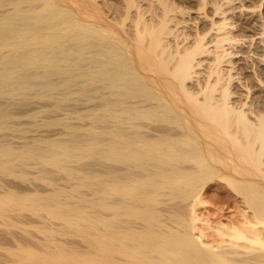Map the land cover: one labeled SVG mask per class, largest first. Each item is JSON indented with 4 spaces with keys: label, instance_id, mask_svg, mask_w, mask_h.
<instances>
[{
    "label": "bare ground",
    "instance_id": "obj_1",
    "mask_svg": "<svg viewBox=\"0 0 264 264\" xmlns=\"http://www.w3.org/2000/svg\"><path fill=\"white\" fill-rule=\"evenodd\" d=\"M24 1L10 0L3 4L0 11V59L4 58L2 63L7 65L6 67L0 66L3 69L5 67L7 73L0 75V100L2 96L5 100H14L18 94H25L24 92L27 90L19 87L24 84L21 78L38 74L37 72L28 73L26 71L28 67L22 64V61L32 60L33 57L28 55L29 52L27 51L20 53V50L15 48L16 46L27 43H31L33 46V44L40 43L35 40L48 38L49 28L60 31L59 34H54L56 37L70 36L66 28H63L65 26H60L61 23H66L65 19L54 22L52 18H49V15L36 13L38 12L37 6H33L32 3L23 4ZM32 9L35 11L33 14L31 12ZM166 19H162L159 27H156L157 25L153 26L155 28L150 26L146 42L144 43L147 47L145 56L147 82L144 84L146 85V91H143L146 97L142 99H127L129 95L126 98L121 95L115 99L110 97L103 98L104 103L91 108L94 110L98 106L101 107V112L92 118V123L95 122V118L101 122L104 120L107 125L103 126L102 123L101 126L98 124V126L100 125L98 128L103 129L105 132H110L112 134L110 138L94 135L90 142L85 141L81 137L84 132L80 134V132L76 131V129L88 128L86 126L87 123H80L81 121H78V124L74 122L75 124L73 125L70 124L71 121L64 123L63 125L67 130H55L52 132L55 137L64 140L67 134L75 137L70 139L71 142L68 138L67 143L54 140L49 142L53 144L49 148V155L47 154L49 160L53 164L62 166L58 168L66 172L67 176L65 177L68 179L66 183H64L65 181L61 182L65 179L57 177L55 180L49 181L52 187L49 188L51 185H46V189L41 186V182L36 184L31 181V183L23 184L24 182H20L21 180H16V178L20 177L27 178L29 174H32L31 168L34 167H11L6 163L18 164L27 160L23 159L24 152L22 151L21 155H19L15 147L25 145L31 140H37L38 137L36 135H40V132L29 137L16 136L14 134L3 136L0 134V264H264V107L256 108V99H253L255 104H253V107H255L253 108L252 106L249 107V105L245 107L247 101L237 103L236 100L239 101L240 98L236 97V100L233 98V94L237 96L236 84H239L241 80L236 81L237 83H234L233 87H231L232 81H235L238 77H235L234 80L233 75H227L228 77H226L227 73L223 74L221 70L224 68L220 67V63H222L224 56H226L225 54H227L224 48V42L229 41L227 38L229 36L226 37L227 32L224 33L225 35L221 32L217 38L215 37L216 39H213L215 40V45L212 47L216 46L215 50H210L211 47L208 48V42H203L206 37L204 35L195 45L185 43L183 48L180 47L182 45L178 46L179 50L176 54L171 55L167 52L166 47L168 46L158 49L163 42H171V39L164 38V35H167L165 33L167 32L168 24ZM216 27L215 29H218ZM97 34L101 36L102 32ZM213 34L215 35L216 33H212V37H214ZM79 35L83 36V33ZM79 35H74V37ZM163 38L167 40L163 41ZM86 42L91 45L95 44H93V41ZM172 42L175 44L174 40ZM169 44L171 45V43ZM48 48L49 43L45 41L40 50L47 52ZM218 48L222 49L221 53ZM110 49L112 47L102 51L103 57L110 58L109 56L112 54L109 53H116L114 51L111 52ZM107 52L108 54H106ZM210 52H214V61L206 64L204 62L205 59L199 58L201 56L198 55ZM233 52L231 51V54ZM227 55L230 54L228 53ZM211 57L209 58L211 59ZM231 59L233 60L232 57ZM231 59L229 58L230 62ZM223 63L224 65L226 64L224 61ZM156 65L158 67L154 68ZM202 65L205 67H202L203 69L199 67L201 70L198 69V66ZM114 67L111 72L105 71L104 68L98 72L94 71V75L102 77L110 73L113 75L110 79L112 83L106 82L107 84L103 87L118 85L121 80L126 79L125 71L119 70L118 66ZM227 67L225 68L229 69ZM235 68L237 69L236 66ZM240 69L243 70V68ZM239 71V74H241V70ZM44 74L46 75L47 73ZM134 75L136 74L134 73ZM4 76L6 77L3 79ZM243 77L245 78V76ZM246 79H244L245 82H247ZM10 84H14L15 87H8ZM241 84L239 85L240 87H242ZM247 85L250 88V84ZM154 86L157 92L152 90L155 88ZM167 86L178 95L175 102L180 105L181 116L185 119H190L193 124H196V127L184 130L183 133H179L180 131L176 130L179 131L177 133L173 128H166L167 130L164 131L161 130L165 129L162 128L163 126H161V129L156 128L159 123L156 127L154 126L156 121H162L170 117L166 108L169 106L167 103L169 98L166 96L165 90ZM38 90L37 92H40ZM244 90L246 89L243 88L241 92H244ZM238 93L240 92L238 91ZM245 93L247 94V92ZM240 96L243 98L242 95ZM262 102L260 103L263 104L264 102ZM131 109L134 111H131ZM171 111L169 108V112ZM163 113H166L167 116L163 115ZM176 115L180 116L179 113H175L171 115V118L176 119ZM70 117L75 118V116L69 114ZM78 117L81 119L80 116ZM142 118L146 119V125L143 122H141L143 125L139 124V119ZM14 124L13 127H16V121H14ZM90 127L91 124H89V130ZM94 127L96 126L94 125ZM136 127H139L140 130H135ZM146 128H149V130ZM181 129L183 130L184 128L181 126ZM147 130L150 131V135L148 134L150 137L143 133ZM134 132L135 134H133ZM194 133L198 143L195 145V152L189 153L194 154V157L197 158V165L192 167L194 164L190 163V167H183L184 165H180L181 156H179V152L186 150V146L172 134L188 136L190 134L195 135ZM202 133L206 137L214 138L215 140L223 138V136L226 138L222 151L231 158V163H227L222 167H231V170L219 168L220 166L217 162L222 159L220 155L217 158H212L213 160L202 157L205 151H203L198 139L203 136ZM145 139H155L157 142L146 141ZM3 140H5L4 143L6 145L2 144ZM205 143L212 144V141L207 140ZM3 145L4 147H2ZM35 148L34 150L37 153L34 150L32 152L39 155V151ZM25 149L30 151L27 147ZM44 149L43 147L41 151ZM217 150L213 146L208 149V152L213 157ZM90 154L104 156L111 163L119 159L128 163L126 165H130L129 162H132L140 168H149L147 164H152L153 167L158 168V171H156L155 167L149 168L150 170L145 174H139L135 171L132 174L136 175V177L131 178L132 176L129 177L128 174L121 176L117 171L111 170L113 172L109 171L108 177L89 181L87 180L88 177L93 176L96 178L95 176L103 173V171L98 175H93L94 173L89 175L86 172L81 173L79 166L68 167L65 164ZM194 161L196 162V160ZM99 162H101L100 159ZM167 163H170L171 167H168ZM81 165L84 164L82 163ZM205 167H210L212 170L206 171L208 176L220 173L238 191V197L242 199L227 197V201L230 203L235 202V206L238 203L240 208H237V210L240 209V211H236L238 212L236 214L241 213L239 217L236 216L228 222L223 221L222 224H218L219 226L216 227L209 225L210 221H203L202 218L207 219V217H202L201 213L202 216L198 214L197 209L199 205L206 203L201 194L204 190L199 191L200 189L196 190L197 188H194L196 183H200L201 176H205ZM45 169L48 170L47 168ZM50 169L52 170V168ZM83 169L85 170V168ZM34 172L36 171L34 170ZM156 172L160 178L156 177L155 182H152ZM145 175L150 179L149 182H141L144 180L142 177ZM29 176L31 177V175ZM42 176L44 177V175ZM160 179L163 180V183L169 185L167 186L171 189L169 192H162V190L158 192L156 190L160 186L157 183ZM180 179L183 184H180ZM22 181L28 182L27 179ZM130 181L136 184L123 185ZM175 183L176 185H174ZM67 187H70V189H67ZM116 190L122 191L121 200H113L115 199ZM138 192H141V194L139 196L135 195ZM160 195L163 197H159ZM203 195L206 196L207 194ZM165 196H167V204L178 199L187 203L182 207V203L180 204L178 201L175 203L173 211L166 212L167 209L164 210L163 207L158 206L159 203H166ZM49 197L53 198L54 202H49ZM97 204L107 209L109 213H103V210H98L96 208ZM179 205H181L180 208H176ZM166 213H170L169 217H167L172 222H168L166 219L163 220ZM87 214L90 215L89 223L83 221L84 218H87ZM222 216H225V214ZM56 217L64 220L63 225H57V222L53 220ZM123 217H127V219L124 220ZM134 217L143 220L141 225L132 223V218ZM155 221L160 222V229L154 228ZM217 221L222 222L221 220ZM100 222H104L107 228L114 229V231L93 234L91 232L94 228L93 226H97ZM162 223L167 227L164 228ZM202 223L209 225V228L214 230L209 231L210 229L201 227ZM79 226H83L82 230L87 232H76ZM203 226L205 225L203 224ZM84 233L87 235L85 236ZM88 234L94 237L89 239L87 237ZM75 235L81 238L70 240ZM208 237L218 242L215 244L213 242L216 241L209 240ZM80 240L85 241L86 244H82Z\"/></svg>",
    "mask_w": 264,
    "mask_h": 264
},
{
    "label": "rangeland",
    "instance_id": "obj_2",
    "mask_svg": "<svg viewBox=\"0 0 264 264\" xmlns=\"http://www.w3.org/2000/svg\"><path fill=\"white\" fill-rule=\"evenodd\" d=\"M9 1L10 0H0V11H1L3 4ZM26 1H24L23 4L32 3L33 6H37L38 12L36 13H40V14L44 13L43 15H49V18H52L54 22H57V20L61 21V19H65L66 23L65 24L61 23L60 26L61 27L65 26L63 28H66L67 33H69L70 36L68 37L59 36L61 38L56 37L54 36V34L57 35L60 33V31L49 28L48 38H40V39L35 40L40 43L33 44V46L31 43H27V44L15 47L20 50L19 51L20 53L27 51L29 52L28 55L33 57L32 60L22 61V64L28 67L26 71L28 73H33V72L38 73V74H32L30 76L21 78L24 84L20 85L19 87L25 88L27 90L24 92L25 94L23 93L22 95L18 94L17 95L18 98L16 97L14 98V100L13 99L5 100L3 99V96H2L0 100V134L1 135L10 136L14 134L16 136L29 137L32 134L34 135L40 132V135L38 134L36 135V137H38L37 140H31L29 143L25 145H21L20 147H17V146L15 147L18 150L19 155H21L22 151L24 152L23 159L24 160L27 159V160H25L24 162H20L18 164L16 163L13 164L11 162L6 163L7 165H10L11 167H34V168H31L32 174H29L31 175V177L28 175L27 178H23V177L16 178V180L18 181L21 180L20 182L22 183L24 182L23 184L31 183V181H33L36 184L41 182L40 183L41 186L46 188L47 186L51 185L49 181L50 180L53 181L57 177H61L65 179L61 182L65 181L64 183H66V180H68L66 179L67 177H65L67 176L66 172L62 170L61 168H58V167H62L61 165L53 164L49 160V156H48L49 148L53 146V144L49 143L50 141L54 140V141L67 143L68 138H69V141L71 138L72 139L75 138L73 135L67 134V136L65 137L66 139L64 140L61 138L62 139L61 140L59 137H55L53 135L52 132H54L55 130H64V129L67 130V128H65L63 125L64 123H67V122L69 123L70 121H71L70 124L72 125L75 124L74 122H77L78 124L80 121H81L80 123H84V124L87 123L86 126H88V128H83L79 130L76 129V131L80 132V134L84 132L82 133L81 137H83L85 141L87 140V142H90L92 140L91 138L94 137V135L105 137V138L106 137L110 138L112 136L110 132L108 131L105 132L103 131V129L98 128L100 125L102 126V123H103V126L107 125L104 122V120L101 122L95 118V122L92 123V120H93L92 118L101 112L100 111L101 107L98 106L97 109H94V110H92L91 108H93V106L95 107L96 105L104 103L103 98L110 97L112 99L113 98L115 99V98H119L121 95L122 96L124 95L123 96L124 98H126L127 95H129V98L127 99H131V98L142 99L146 97L143 91H146V87H145L146 85L144 84H146L147 82L146 63H145L147 47L144 45V43L146 42L147 32L150 26L152 28H155L153 27L154 25L155 26L157 25L156 27H159L161 25L160 23L162 19L165 20L167 18L166 21H168L167 22L168 23L167 32H165L167 33V35H164V38L167 37V39H171L170 40L171 42L165 41L167 39L163 38L164 39L163 41L165 42H163L161 46L158 47V49L168 46L166 47L167 52L171 55L176 54V52L179 50L178 46L182 45L180 47L183 48L185 43L186 44L191 43L189 45H195L196 42H198V40H200V38L204 35H206V37L203 40V42L204 43L205 41L208 42L207 43L209 45L208 48L211 47L210 50L212 49L215 50L216 46L212 47L215 45L214 43L215 40L213 39H216L218 37V34H220L221 32H223L222 33L223 35H225L224 33L227 32L226 37L229 36L227 37L229 41L224 42V46H225L224 48L227 51V54L229 53L230 55L225 54L226 56H224L223 61L226 64L224 65L223 61L222 63H220L221 64L220 67L222 69L224 68L225 70L223 69L221 71L223 74H225V72L227 73L226 77L233 75L234 77L233 80L235 79V77H238L236 78L235 81H232L233 83L231 82L232 83L230 84L231 87H233L234 83L236 84L240 80H241L240 83H242L241 84L242 87L239 86L240 83L236 84L237 85L236 86L237 96L233 94L234 96L233 98L234 100H236V97L240 98L239 101L236 100L237 103L241 101L242 103L247 101V104L245 103L246 104L245 107H247L248 105L249 107L251 106L253 107L255 105L254 100L256 99L257 102L255 101L256 102L255 107L256 106H257L256 108L264 107V103H263L264 102V99H263V96H264V77H263V74H264V0H176V1L175 0H30V1L28 0L27 2ZM31 12L33 14L35 12L34 9H32ZM161 17L163 18L161 19ZM211 23L212 25H210ZM215 26H217L218 29H215ZM220 29H222L223 31ZM99 32H102L101 36L100 34H97ZM183 32H186V33H183ZM82 33H83V36L79 35ZM212 33H216L215 35L213 34L214 37H212ZM74 35L75 36L79 35V36L74 37ZM194 36L196 37L193 38ZM85 39H87L86 41H93V44L94 43L95 44L94 45H91L90 43L87 44L88 42H86ZM172 40L175 41V44L174 42H172ZM45 41L46 42L48 41L49 43V48L47 52H45L44 50H40L42 48V45H44ZM179 41H182L183 43ZM165 43L166 45H164ZM169 43H171V45ZM111 47H112V49H110L111 52L114 51L116 53H109V54H112L109 56L110 58L103 57L104 55L101 54L103 53L102 51L106 49L108 50V48H111ZM171 47H174V48L177 47V48L174 49ZM218 49H219V52L221 53L222 49L221 48H218ZM233 50L234 52L236 51L237 52L234 53ZM231 51L233 52L232 54H231ZM106 54H108V52ZM204 54L205 55L208 54V55L205 56ZM117 55H120V56H117ZM198 56H201L199 58L205 59L204 62L206 64L208 62L212 63L214 61L213 60L214 52L203 53ZM204 57L208 59H210L209 57H211V59L208 61ZM225 57H228V58H225ZM231 57L233 58V60L231 59ZM127 58L129 61L127 60ZM229 58L231 59V62ZM225 59L227 60L225 61ZM3 60L4 58L0 59V66L6 67L7 65H4V63H2ZM111 62L113 63L111 64ZM230 63H233V64H230ZM222 65L225 67L228 66L227 68L229 69H226ZM114 66H118L119 70L123 72L125 71L126 79L121 80L122 82L120 81L118 85L115 84L113 86L103 87L108 82L112 83V80L110 79L113 77V75H111L110 73L109 74L110 76L107 74L109 77L107 75H105V77H102L99 75H94L93 74L94 71L98 72L99 70H102L104 68L105 71L111 72L115 68ZM235 66L237 67V69L235 68ZM5 67L4 69L0 68V75L6 73ZM157 67L158 65L154 66V68H157ZM199 67L204 68L205 66L204 65L198 66V69L201 70V68ZM239 67L243 68V70L240 69ZM239 70H241V74H239L240 73ZM44 73H47V74L45 75ZM134 73L136 75H134ZM243 76L247 78L246 80L248 83L245 82L244 80L245 78ZM5 77L6 76H4L3 79ZM247 84H250V88H249V85ZM8 87H15V86L14 84H10L8 85ZM243 88H245L247 91L244 90V92H241ZM37 90L40 92H37ZM152 90L154 92H157L156 87L153 88ZM165 90L167 93L166 96H168L169 98V102H167L169 106H167L166 108L168 109L167 113L170 115V117L162 121H156L154 126L156 127L159 123V126H157L156 128L161 129V126H163L162 128H165V129H161L163 131L167 130L166 128H173L175 129V131L176 130L180 131V132L176 131L177 133L178 132L183 133L184 130L190 129L191 127H196V124H193V122L190 119H185L183 116H181V111L179 108L180 105L175 102V99L178 98V95H176L168 86L165 87ZM238 91L240 93H238ZM245 92H247V94ZM238 94L242 95L243 98ZM260 102H262L263 104H261ZM169 108L172 110L171 112H169ZM131 111H134V110L131 109ZM68 113L71 114L72 116H75V118H71V117L69 118ZM175 113H179L180 116L176 115V119H172L171 115ZM163 115H166V113L165 114L163 113ZM78 116H80L81 119H79ZM14 121H16L17 123L16 127H13V125H15ZM139 121H140L139 124L143 125L144 123L146 125L145 118L139 119ZM89 124H91L90 130H89ZM98 124L100 125L98 126ZM94 125L96 127H94ZM181 126L182 128H184L183 130L181 129ZM136 129H138V131L140 130L139 127H136L135 130ZM146 129L149 130V128H146ZM148 130L143 132L144 135L146 136L150 135L149 134L150 131ZM133 134H135V132ZM202 135L203 136H201V138H198L200 140L199 141L200 145H202L201 147L203 148V151H205L202 157L204 159L208 158L211 160L212 158H217V156L220 155L222 159H220L217 162L218 165L220 166L219 168H222L224 170L225 169L231 170V167H222L223 165L227 163H231V158L229 156H226L224 152L222 151V147L226 141L225 140L226 138L223 136V138L215 140L214 138L212 139V138L206 137L204 133H202ZM172 136H175L177 140H180V142H182V144L186 146V150L179 152V156H181L180 161L182 162V163L180 162V165L182 164L184 165L183 167H190L191 164L193 163L194 165H192V167L196 166L197 158L194 157V154L189 153V152H193V153L195 152V149H196L195 145L196 143H198V141H196L195 139L196 134L195 135L190 134L188 136L184 134H181V136L172 134ZM81 137H76V138H81ZM145 140L157 142L155 139L154 140L145 139ZM207 140L212 141V144L205 143ZM4 141L5 140L2 141V144L6 145ZM35 146H40L42 148L41 149L40 147L35 148ZM213 146H215L218 150L215 152V155L211 157L210 153L208 152V149L212 148ZM2 147H4V145ZM26 147L29 148L30 151L25 149ZM43 147L47 150L44 149L43 151H41ZM34 148L37 149V151H39L38 152L39 155L34 153L36 152ZM33 150L34 152H32ZM45 152H47L45 154L46 157L43 156V158H41ZM92 158L94 159L92 160ZM98 158L100 159L102 163L99 162ZM194 160H196V162ZM82 163L84 165H81ZM65 164H67L66 166L68 167L70 166L78 167L79 166L81 173L86 172V174H89V175L93 173H94L93 175H98L100 172L103 171L104 174L100 173L98 176H95L96 178H94L93 176L88 177L87 180L89 181H96L100 179L101 177L106 178L109 176L110 174L109 171L111 170L117 171V173L121 174V176H126L128 174L129 177L132 176L131 178H135L136 175L132 174V172L137 171L139 174L140 173L145 174L147 171L150 170L149 168L155 167V166L153 167L152 164H149V165L147 164V167L149 168H140L139 166H136L137 164H133L132 162H129L130 165H126L128 163L121 161V159L111 163L108 159L104 158V156H100L98 154L86 155V156L81 157L79 160H76L70 163H65ZM131 164H133L134 166ZM166 165L168 167H171L170 163H167ZM81 167L85 168V170ZM117 167L119 168V170H117L118 169ZM45 168H47L48 170H46ZM50 168H52V170ZM195 168H199V167H195ZM155 169L156 171H158L157 167H155ZM34 170L36 172H34ZM88 171L89 173H87ZM206 171H212V170L210 167H205V171H204L205 176H201L200 183H196V185L194 186V188H197L196 190H199V189H200L199 191L204 190V192H201V194H202L203 199H205L204 201L206 202L205 204L199 205L197 209H198V214L201 213L203 215L202 216L200 214L202 217H207V219L201 217L203 221H206V220L210 221L209 225H213L216 227L222 224L223 221L228 222L230 219L235 218L236 216L239 217L241 213L240 212L239 214H236L238 213L236 211H240V209L237 210V208H240L238 206V203L236 202L237 206H235L234 205L235 202H232V203L228 202L227 197L231 196L233 197V199L235 197H237L238 199H241V198L238 197L239 195L238 191L225 178H223V176L220 173L218 174L214 173L213 175L208 176L206 174ZM42 175H44V177ZM156 177L160 178L157 172L155 173V177L152 179V182H155ZM24 179H27L28 182L22 181ZM142 179H141L142 180L141 182H149L150 180L147 178L146 175L142 177ZM162 181L163 180L161 179L157 181V183H159L160 186L156 190L158 192H161V190L162 192H165V191L169 192L171 190L170 187H167L169 185L167 183L166 184L163 183ZM132 182L133 181H130L129 183H124L123 185L127 186V185L136 184ZM180 184H183L181 179H180ZM174 185H176V183ZM214 185L217 187H215ZM220 185H222V187H220ZM50 187H52V185L49 186V188ZM230 187L236 190V192L230 189ZM67 189H70V187H67ZM215 189H216V192H215ZM210 190L213 193H211ZM140 194L141 192L135 193V195H138V196ZM203 194H207V195L204 196ZM63 197L65 198V196ZM121 197H122V191L116 190L114 194L115 199L113 200H121ZM159 197H163V196L160 195ZM165 198L167 200V196H165ZM178 201L180 202V204L182 203L181 204L182 207L187 203V202H183L182 200L178 199L176 201H170V204L169 203L167 204L168 202L167 200L166 203H163V202L159 203L158 206L163 207L164 210L167 209L166 212H170L171 210L172 211L174 210V205ZM49 202H54L53 198L49 197ZM172 203L174 204L172 205ZM223 203H227V204H223ZM181 205H179V207L176 206V208L179 209ZM229 205H230V208H229ZM169 207L170 209H168ZM96 208L98 210L99 209L103 210L102 211L103 213H109L107 209L100 207L98 204L96 205ZM205 208L207 209L205 210ZM224 209H227L228 211L227 210L224 211ZM90 214L92 215V213ZM169 214L166 213L163 220L166 219V221L172 222V220L168 218ZM224 214L225 216H222ZM89 217L90 215L87 214V218H84L83 221L85 223H89ZM123 218L124 220L127 219V217H123ZM53 220L57 222V225L59 226L63 225L62 224L64 222L63 219L56 217V218H53ZM132 220H133L132 223L135 225H141V222H143L142 219L136 218V217L132 218ZM217 220H221L222 222L220 223V221H217ZM159 224H160L159 221H155L153 225L154 228L160 229L161 226ZM162 224L164 228L167 227L164 223ZM203 224L205 226H203ZM209 225L202 223L201 227H206L207 229H210L209 231H213L214 229L209 228ZM97 226H93L94 228L92 227L93 229L91 230V232L93 234L95 233L102 234L108 231L109 232L114 231V229L107 228L104 222L98 223ZM82 229H83V226H79L76 232L78 233L87 232ZM84 234L85 236L87 235L86 233ZM107 234H110V233H107ZM87 237H89L90 239V238H93L94 236L91 234H88ZM80 238H81L80 236L75 235V236H72L70 240L72 239L78 240ZM208 238L209 240H212L211 237H208ZM125 239L127 238L125 237ZM212 241H216V240H212ZM217 242L218 241L213 242V243L216 244ZM81 243L86 244L85 241H81Z\"/></svg>",
    "mask_w": 264,
    "mask_h": 264
}]
</instances>
